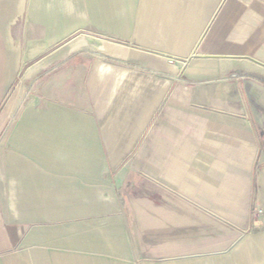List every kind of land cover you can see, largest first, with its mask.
I'll list each match as a JSON object with an SVG mask.
<instances>
[{"label":"crops","instance_id":"1","mask_svg":"<svg viewBox=\"0 0 264 264\" xmlns=\"http://www.w3.org/2000/svg\"><path fill=\"white\" fill-rule=\"evenodd\" d=\"M187 263L264 264V0H0V264Z\"/></svg>","mask_w":264,"mask_h":264},{"label":"rangeland","instance_id":"2","mask_svg":"<svg viewBox=\"0 0 264 264\" xmlns=\"http://www.w3.org/2000/svg\"><path fill=\"white\" fill-rule=\"evenodd\" d=\"M229 226L227 224H221L217 226L219 229L217 232V228L211 224L189 225L187 239L188 250L187 254L181 257L182 262L187 261L191 263L228 256L231 250L241 245L243 241L242 234L235 239L230 237L227 232ZM176 260H179V257H174L172 263L179 262ZM222 261H218V263Z\"/></svg>","mask_w":264,"mask_h":264}]
</instances>
